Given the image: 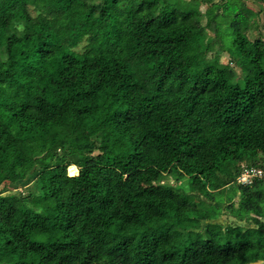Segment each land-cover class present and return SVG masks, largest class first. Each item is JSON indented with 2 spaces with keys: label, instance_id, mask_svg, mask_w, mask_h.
Instances as JSON below:
<instances>
[{
  "label": "trees",
  "instance_id": "trees-1",
  "mask_svg": "<svg viewBox=\"0 0 264 264\" xmlns=\"http://www.w3.org/2000/svg\"><path fill=\"white\" fill-rule=\"evenodd\" d=\"M248 1L0 0V264H264L262 183L235 182L264 168Z\"/></svg>",
  "mask_w": 264,
  "mask_h": 264
},
{
  "label": "rangeland",
  "instance_id": "rangeland-1",
  "mask_svg": "<svg viewBox=\"0 0 264 264\" xmlns=\"http://www.w3.org/2000/svg\"><path fill=\"white\" fill-rule=\"evenodd\" d=\"M214 1L219 2L220 0H214ZM247 5H248L247 7L249 9L247 10L245 16L247 17V19L251 18L250 19V22H251V20L253 19L252 13L253 12H257L259 9H261L263 4H253V3L251 4V2L249 0ZM204 9H205L204 6H201V10L204 11ZM32 14L34 15V12H32ZM261 20H264V15H263V17L260 16V24L258 25V29L254 30V31H257V32H253L252 28L249 29L248 35H249L250 38L254 39V36L255 37L256 36H260V37H262L264 39V31H262L264 29V27L262 26L263 21H261ZM20 30H22V26H21ZM204 32H206V35L209 33L208 29H204ZM199 36L202 37V31H201ZM86 46H87V41L84 38L81 41V43L75 49H76V51L81 52V51H83L85 49ZM226 59H227V56H226ZM234 69H235V72L237 74V78H239V79L242 78L241 77L242 73L239 70V68L238 67H234ZM96 153H97L96 151L93 152V154H96ZM69 160L76 161L77 157L76 156H71L69 158ZM71 166H73V164H71ZM67 172H68V168H67ZM153 185L157 186V187H160L162 192H166L170 188L176 189L182 194H187L190 191L189 190L190 184L187 181V177L184 176V175H179L178 173H176L173 170H170L169 173H166L165 176L163 177V180L161 182H159V183H154L153 182ZM3 186L4 185L0 186V190H1V188ZM29 186H32V176L28 175L24 180L17 181V182H15L13 184H7L6 183V187L5 188L7 190L3 194H9V193H12V192H23L24 194H26V188H28ZM232 188H234V183L226 186L224 189H225V191H228V190H231ZM259 188L264 193V185L259 186ZM234 201L236 203L237 202V198L235 199V197H233V203H234ZM199 216L202 217L203 213L200 212ZM228 216H229V214L226 211H222V214L220 215V217L218 219H216L215 221L225 225V224L229 223ZM206 223H207V221H204V220L202 221V224H201V229L202 230L204 229ZM244 225L245 226H250V223L249 224L245 223Z\"/></svg>",
  "mask_w": 264,
  "mask_h": 264
},
{
  "label": "built area",
  "instance_id": "built-area-1",
  "mask_svg": "<svg viewBox=\"0 0 264 264\" xmlns=\"http://www.w3.org/2000/svg\"><path fill=\"white\" fill-rule=\"evenodd\" d=\"M235 182L241 186H252L255 182H260L264 185V168L242 162L241 170Z\"/></svg>",
  "mask_w": 264,
  "mask_h": 264
},
{
  "label": "clouds",
  "instance_id": "clouds-1",
  "mask_svg": "<svg viewBox=\"0 0 264 264\" xmlns=\"http://www.w3.org/2000/svg\"><path fill=\"white\" fill-rule=\"evenodd\" d=\"M74 165V164H73ZM70 165H68V167H69ZM74 166H76V165H74ZM77 167V166H76ZM77 170H78V168H77ZM68 174V173H67Z\"/></svg>",
  "mask_w": 264,
  "mask_h": 264
}]
</instances>
